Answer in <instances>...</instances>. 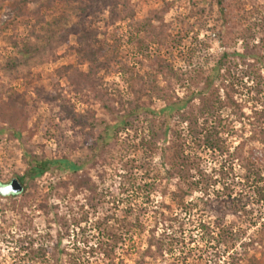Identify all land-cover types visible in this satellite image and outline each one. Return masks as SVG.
<instances>
[{
    "label": "rangeland",
    "instance_id": "1",
    "mask_svg": "<svg viewBox=\"0 0 264 264\" xmlns=\"http://www.w3.org/2000/svg\"><path fill=\"white\" fill-rule=\"evenodd\" d=\"M11 1L0 0V183L24 175L25 153L81 165L79 180L86 185L70 187L62 200L50 198L62 210L83 207L86 221L70 225L69 237L61 244L80 263L103 264L99 254H92L98 236L91 225L120 217L128 207L144 209L138 216L144 228L116 245L112 264H172L180 258V247L174 255L165 250L172 236L183 237L185 250H193L188 263L200 256L213 264L233 234H241L233 248L241 252V244L264 222V205L254 201L252 187L244 182L248 169L235 159L237 146L245 152L252 149L253 156L245 153L243 161L251 171L261 169L264 177V0H34L26 17L15 23L10 22ZM75 48L97 50L96 62L81 63ZM61 67L69 69L56 72ZM131 76L147 92L141 100L146 108L129 117L131 126H119L107 142L105 130L122 121L124 110L103 90H119L131 101L126 91ZM73 79L89 93L87 104L72 92ZM205 99L216 110L205 129H220L218 138L227 151L218 154L187 140L185 153L199 158L201 173L191 169L185 181L179 174L167 177L173 126L178 123L181 128L175 129L185 134L186 118L195 116L204 124L200 107ZM180 100L187 101L185 110L174 112L168 121L152 113L169 104L181 105ZM142 140L151 154L148 171L140 166ZM123 147L130 150L128 156L113 161L110 154L120 156ZM157 173L163 177L160 181L153 179ZM67 177L51 170L29 183L26 192L42 196L53 186L63 193L60 181ZM209 177L220 182L200 201L199 187ZM198 179L197 189L190 183ZM179 190L195 205L191 211L185 213L174 204L172 211L165 209ZM241 191V202L233 200ZM232 205L245 207L249 214L235 212ZM22 206L32 218L28 235L33 248L45 242L47 233L54 238L61 233L56 223L46 226L43 216L29 209L24 194L0 196V264H69L57 250L43 259L26 253L20 241L22 219L16 212ZM199 220L213 231L211 244L200 240ZM217 233L228 243H218ZM159 248L162 257L155 256ZM261 250L255 244L248 255L258 257Z\"/></svg>",
    "mask_w": 264,
    "mask_h": 264
},
{
    "label": "trees",
    "instance_id": "2",
    "mask_svg": "<svg viewBox=\"0 0 264 264\" xmlns=\"http://www.w3.org/2000/svg\"><path fill=\"white\" fill-rule=\"evenodd\" d=\"M34 0H12L9 3V8L11 10V16H10V22L15 23L19 20H22L26 17L28 14V5L33 2ZM264 19V17H263ZM74 51L77 53L79 61L85 62V61H94V63L97 60V53H99L97 50L92 53H87L83 48H75ZM162 66V64H160ZM69 67H61L56 72L59 71H66ZM124 74H129L127 70L124 71ZM172 76L176 78L177 80H180V77H178V74L175 72H171ZM126 91L130 95L133 96L131 101H126L121 92L119 90H110L106 91L103 90L104 94L108 98H110L113 101H117L121 107H123L124 115L122 118V121H120L118 124L114 125L113 127H108L106 131V137L105 141L113 140L115 130L118 129L119 126H125L126 128L131 126L130 122L127 121L129 117H133L136 115L139 111L145 110V106L142 103V98L147 96V92L144 91L141 87L138 86L136 83V78L134 76H131L130 80H126ZM70 87L72 92H74L76 97L82 102V103H88L89 102V93L84 89L79 82L75 81L74 79L70 82ZM158 92V88H154ZM228 100L229 97L227 96ZM181 105L179 103H173L166 105L165 107L159 109L158 111H152V113L156 117L163 116L165 118V121H168L172 118V115L174 112H181L185 110L187 101H182ZM233 104H235L233 102ZM235 106H237L235 104ZM216 110L213 104L208 100L205 99L200 107V113L204 114V124H198L196 122V117L192 116L191 118H186L187 127L185 134L181 132V129L176 130L175 128H181L178 123L174 124L173 126V134L174 139L170 146L167 148L169 151V162H170V168L166 170L167 177L172 178L175 174L180 175V179L182 181H185L189 177V172L191 169H195L198 173H201V171L198 168L199 158L194 155H189V153H185V145L188 144L187 140H190L192 144L197 145H203L205 148L212 152H216L218 154H224L227 150L224 146L225 141H222L218 138V135L220 134V129H212L206 130L205 124L207 123L206 120L213 119L214 114ZM92 114V113H91ZM263 113H261L259 116L261 117ZM254 128V124H252ZM210 131V132H209ZM210 136V137H209ZM126 140H128V137L126 136ZM180 140L182 142H180ZM142 148H144V157L142 158L141 162V168H144L146 171L150 168L148 165V159L151 158L150 149L148 148V143L145 140L140 141ZM124 146L127 148H131V146L124 142ZM123 152L120 153V156H114L113 154H110L112 160L118 159V161H121L124 159V157H127L130 150L122 148ZM236 160L240 161V167L248 169V175L244 176V182L249 184L253 191V199L256 203H260L262 206L264 205V186H261V182H264V177H261V169H255L253 171L250 170V165L248 163H244L243 157L244 154H249L250 157L253 156V150L249 149L248 151H244L242 147L237 146L236 147ZM24 161L27 164L26 171L23 176L18 177L16 180L20 183L22 186V192L20 194H24V197L26 201L29 202V209L37 213L41 216H43L44 221L46 223V226H50L52 223H56L58 227L61 230V233H57V237L55 238L50 235L49 233L46 234L45 242H41L37 245L36 248H33L34 246V240H32V237L28 235V230L30 229V224L32 223V218L27 213L23 212L22 206L20 209H18L16 212L21 217V229L23 231V236L21 238V242L25 243L26 246L23 247L26 250V253L29 255H33L37 258H45L47 254L50 253L52 250H57L60 253L67 256V260L69 264H88V263H80L78 259L71 258L68 254V252L63 248L62 241L65 238L69 237V228L70 225L72 226H80V223L83 221H86V216L83 213V207L80 206L78 208H74L71 205L65 206L64 210L63 208L58 204H51L50 198L52 195H55V197L58 200H62L66 197L67 191L70 187H72L74 190H79L82 187L86 185L85 182L82 180H79V172L82 170V166L78 165L76 162H72L67 158H60V159H42L39 160L36 157H34L31 154H24ZM254 163V162H253ZM133 167V166H132ZM51 170L58 171L62 174L68 175L66 181H60V185L62 186L63 193L58 192L53 186L50 187L52 191H50L47 194H44L42 196L36 195L34 191L32 192H26L27 187L29 186V183L34 182L36 179L41 178L46 173L50 172ZM262 172H264V169H262ZM220 174V173H219ZM163 177L158 175V173L153 177V179L161 180ZM210 179L202 180L205 181L202 184V187H199L202 193V197L200 198V201H203V197L206 198L208 196L209 187L212 185H216L220 181H217L218 179ZM201 182V179H198L195 181V183H190L191 186H194L198 189L199 183ZM224 185V184H223ZM249 186V187H250ZM214 187V186H212ZM250 187V188H251ZM139 190V187H137ZM224 190V187H223ZM54 192V193H51ZM243 195V191L236 194V199H233L235 201L241 202V198ZM17 195H12L10 197H15ZM188 196V193L186 191L179 190L175 193H172L170 200L172 205H166L165 209L172 211L173 210V204L177 208H179L181 211H184L185 213L187 211H191L195 205L192 203V200L187 202L186 197ZM222 196V195H221ZM219 197V196H218ZM204 198V199H205ZM252 198V197H251ZM207 200V199H206ZM232 200V199H231ZM31 204V205H30ZM203 205H207V202H203ZM235 212H243L246 216L249 214L247 211H245V207H238L236 205H232ZM139 209V208H138ZM144 209H139L138 211L133 209L132 207L126 208L120 217L116 216H110L105 217L102 219V221H95L92 223L91 227L96 231L97 233V242L95 245V250L92 251V254H99L101 256V262L103 264H112L114 260V254H115V247L120 242L122 243L125 240V237L128 234H132L135 232H141L144 228L141 221L139 220V215L141 216ZM139 212V213H138ZM137 213V215H136ZM55 216V217H52ZM160 216H164L162 213H160ZM70 218V219H68ZM218 220L222 219V215L218 216ZM70 222V223H69ZM28 224V225H27ZM255 224V223H253ZM198 227L202 231L201 233V239L205 243L211 244L213 240H215L214 237L210 235V233L213 231H210L208 228V224L205 223L202 220H199ZM206 235H209V238L206 240ZM211 236V237H210ZM217 237L219 238L217 240L218 243L227 244V239H223L222 235L217 233ZM241 234H233L232 239L230 238L229 245L227 244L224 248V251L222 255L218 256L215 260H213V264H264V222L260 225V227L251 235V237L248 238V242L245 244H241L242 251L238 252L234 248L235 241L241 239ZM155 237L152 235L151 241ZM236 238V239H235ZM153 242V241H152ZM161 243L162 240H158L157 243ZM46 243V244H45ZM47 244H50L47 245ZM255 244L260 245V248L262 249L259 251L260 255L257 257L255 254L248 255V250L251 249ZM177 247H180V258L173 259L172 264H207V260L202 259V257L198 256L194 263L190 262L188 263L186 261V258L191 256V252L193 251L191 248L187 247L188 249L185 250L184 245V239L183 237H176L172 236L170 237L167 242L165 243V250L171 254L174 255L175 249ZM192 250V251H191ZM229 250L231 253H228ZM162 250L159 248L156 251L155 256L162 257ZM227 256L226 258H223V256ZM223 258V261L222 259ZM105 262V263H104ZM243 262V263H242Z\"/></svg>",
    "mask_w": 264,
    "mask_h": 264
},
{
    "label": "water",
    "instance_id": "3",
    "mask_svg": "<svg viewBox=\"0 0 264 264\" xmlns=\"http://www.w3.org/2000/svg\"><path fill=\"white\" fill-rule=\"evenodd\" d=\"M22 192V186L16 179H12L9 183H0V196L10 197L12 195H19Z\"/></svg>",
    "mask_w": 264,
    "mask_h": 264
},
{
    "label": "flooded vegetation",
    "instance_id": "4",
    "mask_svg": "<svg viewBox=\"0 0 264 264\" xmlns=\"http://www.w3.org/2000/svg\"><path fill=\"white\" fill-rule=\"evenodd\" d=\"M10 182V181H9Z\"/></svg>",
    "mask_w": 264,
    "mask_h": 264
}]
</instances>
